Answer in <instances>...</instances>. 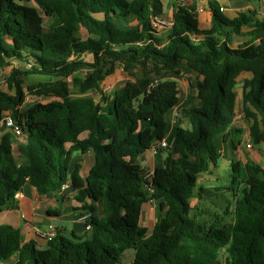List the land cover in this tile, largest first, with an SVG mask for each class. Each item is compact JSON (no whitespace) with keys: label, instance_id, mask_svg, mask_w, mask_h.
<instances>
[{"label":"trees","instance_id":"trees-1","mask_svg":"<svg viewBox=\"0 0 264 264\" xmlns=\"http://www.w3.org/2000/svg\"><path fill=\"white\" fill-rule=\"evenodd\" d=\"M206 1L208 28L194 7L178 6L162 36L151 20L163 16V0H0V67L15 60L24 68H12L0 88V126L9 115L24 138L19 163L12 135L0 137V213L25 183L45 194L70 182L78 201H93L83 206L91 213L85 238L56 233L37 248L0 224V264H120L127 250L131 264H221V254L224 264H264L262 165L230 163L231 222L220 214L201 221L191 205L203 198L198 178L218 166L215 138H230L234 149L241 143L243 130L232 123L245 72L242 115L251 144L264 147V18L250 10L229 17L221 0ZM236 36L243 39L233 46ZM118 66L129 80L106 98L101 83ZM26 76L45 80L26 83ZM185 76L194 94L182 102L177 79ZM175 108L188 128L172 125ZM167 135L172 147L157 149L162 164L147 179L140 157ZM89 150L93 162L82 179L69 161ZM148 201L156 204L151 231L140 224Z\"/></svg>","mask_w":264,"mask_h":264},{"label":"crops","instance_id":"crops-1","mask_svg":"<svg viewBox=\"0 0 264 264\" xmlns=\"http://www.w3.org/2000/svg\"><path fill=\"white\" fill-rule=\"evenodd\" d=\"M194 0H189V3H193ZM201 4H197L196 11L198 14H205V18L202 20L197 16L201 27L208 28L210 26V17H209V9L206 0H201ZM237 0H221V7L223 11L228 12L229 17H233L237 12L244 11L243 9L248 10L249 7L253 6L249 4L252 0H244L241 4H236ZM263 1L264 0H259ZM165 9L163 17L167 20H172L171 17L166 18L165 13L169 12L166 10V0H163ZM264 5V4H263ZM264 7V6H263ZM198 9H202V11H198ZM170 13V12H169ZM168 15V14H167ZM170 16V15H169ZM264 17H259L261 20ZM246 30V29H245ZM81 38H85L86 34L84 31L80 33ZM250 73H242L237 79V85L239 79L250 78ZM178 81V80H177ZM241 81V85H242ZM184 84V83H183ZM179 86V82H178ZM242 87V86H241ZM180 88V87H179ZM236 95L238 96V92L236 90ZM194 94V90L188 89L185 93V98ZM238 99V98H237ZM236 99V102H237ZM239 111L238 104L235 107V118L232 123L233 128H238L244 130L246 125V120L238 119V115L242 114V109ZM183 121H182V120ZM177 122L174 123V126L180 125L184 128H188V121L183 118L180 114L177 117ZM187 122V124H186ZM249 126V125H248ZM6 132V129L1 125L0 126V137ZM240 134H238V138ZM84 135H81L83 137ZM18 140L12 145V150L14 153V148L19 145ZM215 143L221 153V157L218 161L217 168H211L209 172L201 174V176L197 180V188L202 189V192L206 191L207 188H217L219 186H215L213 182L215 181L216 172L227 167L230 168V163L233 160H239L240 162H244L240 160V148L243 144L242 140L240 145L234 149L230 138L224 140L222 135H219L215 138ZM23 142L21 141V146ZM21 150V149H20ZM21 153V151H20ZM15 156V154H14ZM22 156V154H21ZM164 155L160 152H154L152 149L147 150L140 157V165L149 173H152L154 169L162 164ZM16 158V157H15ZM23 158V157H22ZM93 162V154L89 150L85 153L74 152L69 161V168L72 170L75 166L79 168V175L82 179L85 178L89 167ZM21 163V162H19ZM77 190L70 184V182H66L61 189L52 191L45 194H40L33 186L29 183H25L20 192H18L15 196V202L13 206L10 208H4L0 213V224L1 225H11L16 227L20 231L21 242L25 243L28 241H34L37 248L45 247V240L41 239L37 236V232L39 231H47L53 229L56 233H60L65 237L68 236H76V237H86L88 235V231L81 232L79 229V225L77 223H82L79 218L82 213L85 211L83 206L85 204H90L93 201L86 198L84 202L78 201L76 199ZM201 200L193 199L191 200V205L193 207H198L201 204ZM58 211V214H53V211ZM156 222V204L153 201L144 202L141 209L140 214V224L145 226L148 230L154 227ZM38 230V231H37ZM134 253H132L133 258ZM132 261V260H131ZM11 261L6 263L10 264Z\"/></svg>","mask_w":264,"mask_h":264},{"label":"rangeland","instance_id":"rangeland-1","mask_svg":"<svg viewBox=\"0 0 264 264\" xmlns=\"http://www.w3.org/2000/svg\"><path fill=\"white\" fill-rule=\"evenodd\" d=\"M244 0H237L236 4H241ZM201 0H194L193 3H189V0H166V10H169V12L165 13V17L169 18L172 17V12L174 9H176L178 6H191L194 7L195 9V15L199 16V18H201L202 20L205 18V14H198V12L196 11V6L197 4H201ZM24 4L26 5H33L32 2H26L23 1ZM249 4H251L253 6L249 7L248 10H250L253 13V16L255 19H258L259 17H264V3L263 1H259V0H252V2L250 1ZM205 5L207 6V4L205 3ZM244 11L241 12H245L246 9H243ZM226 16H229L228 12L224 11ZM168 14V15H167ZM170 15V16H169ZM49 21L47 19H45L44 24L48 25ZM168 28H162L160 31V34L162 36H165L166 31ZM243 38L241 37H235L233 39L232 45L233 46H237L239 43H241V40ZM86 59V57H85ZM17 68L19 67V69H24L22 68L21 63H19L18 61L12 60L10 62L9 65L7 66H2L0 67V88L2 90H6L7 89V85H6V78L9 76V74L12 71V68ZM87 73L86 69H79L78 71H76L75 75H78L80 77H84ZM187 77L185 76V78L183 79H177L179 82V87L181 89V101L184 102L185 101V93L188 89H192L191 87V82H189L187 79ZM41 80H45L44 78L38 77V76H26L25 78V82L26 83H32V82H36V81H41ZM127 80H129V76L126 74V72L124 70H122L121 67H116L114 72L108 76L105 77V79L102 81L101 83V89L103 91V93H105L106 98H111L113 92L118 89L120 86H122ZM68 81L71 84V92L73 95H78L77 94V84L75 82H73L72 77L68 78ZM241 81L242 79L238 80V85H236V90L238 92V96H237V102H236V107L238 104V108L239 111L237 112L238 114L241 112ZM184 83V84H183ZM86 94H90L92 95L97 101H99L101 98V94L99 92L94 93L93 91H88ZM40 100L42 101H47L49 100L48 98H40ZM239 120H241L240 118H238ZM176 120V119H175ZM182 120V119H181ZM183 121V120H182ZM177 122V121H176ZM175 122V123H176ZM187 124V122H186ZM245 129L242 131V133L239 135L240 139L242 140L243 144L241 146V150H240V160L242 161H246V160H252L254 162L259 163L260 165H262L264 167V147L262 145H254L252 144L251 148H247L246 144L247 142L250 140L249 137V130H248V125L249 123L246 121L245 122ZM17 145L14 148V154L16 157V160L18 162H22L23 158L21 156L20 153V149H21V142H17ZM220 164V163H218ZM216 179L213 182V184L217 187V188H207L206 191L202 192V200H201V205L198 206L199 209H196L194 211V213L196 215L199 216V219L201 221H208L210 220V217L212 218L215 214H220L223 216V222H231L233 220V207H234V203H235V199L232 195V192L230 190H227L226 187L229 185L230 183V168L227 167L225 169L219 170L216 172L215 175ZM226 207H229L228 209V213L227 214H223L224 210ZM204 212L203 215H201L200 213ZM199 213V214H198ZM79 225V229L81 232H86L85 229V224L84 223H77ZM152 229H149L148 231H151ZM68 238L72 239L70 236H68ZM85 238V237H83ZM132 253L133 250H127L124 252L122 258H121V263L120 264H131V260H132ZM220 261L221 264H224V255L221 254L220 256Z\"/></svg>","mask_w":264,"mask_h":264},{"label":"built area","instance_id":"built-area-1","mask_svg":"<svg viewBox=\"0 0 264 264\" xmlns=\"http://www.w3.org/2000/svg\"><path fill=\"white\" fill-rule=\"evenodd\" d=\"M198 11H202V9H198ZM151 24H152L154 29H156L157 31L160 32L163 27L164 28H169L172 25V20H167L163 16L162 17H155V18H152ZM28 98L29 97H27V100H28ZM178 116H179L178 108H175V110L169 115L172 125L176 122ZM238 118L244 119L243 115L241 113L238 115ZM1 125L6 129V132L8 131L12 135L13 144L16 142V140H18L19 142L22 141L24 143V138L22 137V133H21L20 127L15 124V122L13 121V119L9 115H7L3 119ZM172 144H173V139H171V138L169 139V135H167V137L162 139V141H160V143L157 146H155V147H153L151 149L154 152H157L158 148H170V147H172ZM246 147L247 148H251L252 147L251 140H249L247 142ZM150 174L151 173H149V175H147V177H146L147 179H149ZM146 188L148 189L149 187L146 186ZM90 217H91V213L89 211L85 210L82 213V215L80 216V218H79V220L82 223L85 224L86 231L90 230V227H91V225L88 223V219ZM55 235H56V232L53 229H50V230H47V231H39V232H37V236L38 237H40L43 240H47V241H49L52 238H54Z\"/></svg>","mask_w":264,"mask_h":264}]
</instances>
